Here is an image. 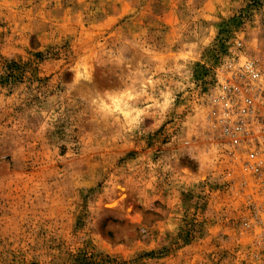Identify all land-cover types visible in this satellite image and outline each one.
<instances>
[{
    "label": "rangeland",
    "instance_id": "obj_1",
    "mask_svg": "<svg viewBox=\"0 0 264 264\" xmlns=\"http://www.w3.org/2000/svg\"><path fill=\"white\" fill-rule=\"evenodd\" d=\"M239 51L264 0H0V264H264L203 139Z\"/></svg>",
    "mask_w": 264,
    "mask_h": 264
},
{
    "label": "built area",
    "instance_id": "obj_2",
    "mask_svg": "<svg viewBox=\"0 0 264 264\" xmlns=\"http://www.w3.org/2000/svg\"><path fill=\"white\" fill-rule=\"evenodd\" d=\"M241 47V43H238ZM207 100L206 148L227 151L248 185L246 226L264 249V68L239 51ZM189 141L186 144L189 145Z\"/></svg>",
    "mask_w": 264,
    "mask_h": 264
}]
</instances>
